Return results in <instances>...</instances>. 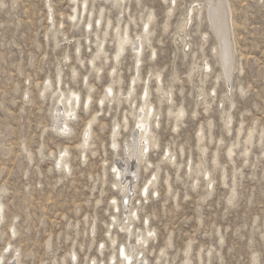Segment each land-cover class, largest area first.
Instances as JSON below:
<instances>
[{"label": "rangeland", "instance_id": "obj_1", "mask_svg": "<svg viewBox=\"0 0 264 264\" xmlns=\"http://www.w3.org/2000/svg\"><path fill=\"white\" fill-rule=\"evenodd\" d=\"M86 1L84 12V0H0V264L17 257L20 264H131L120 254L131 243L146 256L143 264H264V0H228L237 53L228 82L206 10L180 27L207 0ZM151 12L142 80L131 91L137 44L128 46L114 75L105 53L96 60L100 73L90 59L109 19L105 49L114 59L116 26L123 33L129 25L138 42ZM112 81L118 99L100 105ZM147 87L160 113L153 125L158 145L149 162L137 161L136 187L125 203L113 165L126 157L137 121L132 112L140 111ZM72 90L82 101L68 135L57 128L55 109ZM89 91L92 103L84 109ZM94 116L83 152L79 143ZM155 171L156 185L141 197ZM131 211L134 234L127 237L122 225ZM148 227L154 230L139 246L137 234Z\"/></svg>", "mask_w": 264, "mask_h": 264}, {"label": "bare ground", "instance_id": "obj_2", "mask_svg": "<svg viewBox=\"0 0 264 264\" xmlns=\"http://www.w3.org/2000/svg\"><path fill=\"white\" fill-rule=\"evenodd\" d=\"M109 1L119 2L120 5H123V3L127 2L128 0H109ZM83 4L85 5L84 6V12H86L87 1L84 0ZM201 6L202 7H199V8L194 7V8H192V10L188 11L185 18L183 20L181 19L183 22L181 23L180 27L187 26L190 23V21L193 20V18H195L194 15L199 20H201L202 14L204 13V9L206 10L207 17L209 19V23L211 26L210 29H212V32L216 36V40H217V44H215L216 46H214V47H215V52L219 55L220 62L222 65L221 75H223L225 80L228 82L231 80L233 71L236 69V61H237L236 55H235L237 53H235V45H234L235 40H232V36L234 35V29H235L234 28L235 27V21H234V17L232 14V12L234 10L231 11L232 5H230L228 0H207ZM174 8L175 7L173 5L170 6V9L168 11V16L172 15ZM103 14H104V12L101 10V16H100L101 18H103ZM76 17H77L76 14L71 15L72 20H76ZM154 17H155L154 13L151 12L147 21L144 24V27L142 29V33L139 35V41L138 42L134 41L133 38L131 37L130 32H129V29H130L129 25H127L125 27L123 33H121V30H120L121 27L119 25L116 26L117 46H116V50L114 52V59L113 58L110 59V57L108 55H106V49H105L106 37L108 34L107 31L109 28H111L110 26L112 23V21L109 19L106 23L107 30L104 32V36H103V39L101 41V45H100L99 49L97 50V53L90 59L91 65H93V67L96 68L97 67L96 66V60L100 57V54L105 53V59L107 61L113 62V69L110 71V74L114 75L116 73L115 71L117 69V66L119 65V61H120L121 57L123 56V54L126 52L128 46L137 44L135 47H133L136 62H135V66H134L135 73L132 77L131 85H130V90L135 91L136 87H137L136 84H138L139 81L142 80V76L140 73V67L143 63L144 43L146 42V40H149V35L152 33L150 26H151V20ZM99 22H100V20H99ZM86 25L92 26V21L89 20ZM165 26H167V23ZM209 35H210V33H209ZM234 38H235V36H234ZM207 40H208V38H207ZM236 43H237V38H236ZM78 50H80V46L77 47V51ZM156 54H157L156 50L153 49L152 55H156ZM237 57H238V55H237ZM238 65H239V63H238ZM208 66L209 67L207 68V70L209 68H211L210 64H208ZM97 71H98V73H100L102 71V67L98 66ZM74 72H76L75 69H74ZM136 73H137V75H136ZM60 78H61V75H60ZM157 79L160 82L158 89H159V91L163 92L164 88H163L161 73H158ZM114 83L115 82L112 81L107 86V90L105 91L104 95L100 98V101H99L100 105H104L105 102L111 103V102H114L113 100L118 99V97H116V95H115V89L113 86ZM50 85H51L50 83H47L43 88V92H46V90L50 87ZM92 87L93 86H91L90 89ZM90 91L87 94L85 100H83L84 101L83 102V108L84 109H88L91 106L92 95H91ZM202 92L204 93L203 90H202ZM166 93L168 96L172 95V93L170 91H167ZM150 94H151L150 88L147 87L141 96V103L139 105L140 111L135 112L133 110V112H132V114H135V116L137 117V121H136V125L132 131V132H134V134L132 135V140L129 141V143L126 145L127 148H126L125 159L122 162L117 160L115 162V164L113 165V169L115 171V176L117 178L114 182V185H116L118 187V189L126 197L125 203L129 202L132 199V196H133L132 192L134 191V189L136 187L135 180H136V177L138 176L137 161L147 160L152 149L157 148V145H158V143L155 139V132H154L155 130L153 129V125H155V123L159 124V114L160 113L157 110V108L155 107V105H153L151 103V101L149 99H147ZM143 95H144V97H143ZM63 96H64V98L61 100L62 107H56V109H55V121L58 124V125L56 124V126H58L57 128L61 129L64 133L69 135L70 133L73 132V128H72L70 121L73 120L74 116H76V110H77V107L80 105L82 98H81V94L77 91H74V90L70 91L68 94L63 93ZM185 112H186L185 108H183V107L178 108L177 115L180 117ZM170 113L171 114L174 113L173 109H170ZM128 118H129L128 116H125V126L126 127H128V125H129V119ZM97 119H96V117L92 118L88 122L87 126L84 129L82 140L79 143V147L82 149L83 152H85L87 150V148L90 146V140L92 139L91 131L93 130L92 129L93 121H95ZM92 133H93V131H92ZM119 135H120V130H118V128L116 126L114 129V132H113V137H114L113 147H114L115 152L117 151V148L119 145V142H118L119 139L117 138V136H119ZM201 138L202 137H200V139ZM65 151H66V152H64L65 155L62 157L60 156V158L58 159L59 160L58 164L62 165L63 168L69 164V161L67 160L68 151L67 150H65ZM232 151L233 150L231 149V152ZM167 158L172 160V159H175L176 157L174 156V154H169L167 156ZM124 161L126 162V164L124 163ZM147 161L149 162L150 160H147ZM69 167H70V165H69ZM104 171H105L104 174L106 175V170H104ZM157 179H158V171H155L154 172V178L150 177L149 184L142 187V189L140 191L141 197L145 196V198H148L150 187H153L156 185ZM211 181L212 180L210 179L208 181V184ZM168 185L170 187V183ZM153 191H157L156 187L153 188ZM114 207L117 209L120 208V204L118 203V199L116 197H114ZM3 209H4V204L1 203L0 204V212L1 213H2ZM133 209H136V208H133ZM133 214H134V212L131 211V213L129 215H127V218H126V219H128V221L125 222V219L123 221L124 225H122V227H123V229L126 230V234H127L126 236L127 237L132 236L134 234ZM114 217H115V221L117 222L118 216L115 215ZM147 223H148V221H147ZM153 230H154L153 228L148 227V229L145 232H141V233L137 234V239L139 240V244H138L139 246H142V244H145L148 242L149 235L153 232ZM109 231H111V230H109ZM111 240L113 242H115L116 238L112 235ZM138 250L139 249L137 248V245L134 243H131L130 246L126 247V249L124 251V257L123 258H126L125 256H127V257L132 256L133 258H132L131 264H143L144 261L146 260V256H144V255H143L144 257L139 256L142 251L141 250L138 251ZM2 258H3V255L1 256L0 259H2ZM15 264H20L19 257H17ZM93 264H96V263L94 262Z\"/></svg>", "mask_w": 264, "mask_h": 264}, {"label": "water", "instance_id": "obj_3", "mask_svg": "<svg viewBox=\"0 0 264 264\" xmlns=\"http://www.w3.org/2000/svg\"><path fill=\"white\" fill-rule=\"evenodd\" d=\"M124 251H125V247L124 246H121V249H120V254H123L124 253ZM139 256H143L142 254H140ZM126 257V259L129 261V262H131L132 260H131V257L130 256H125Z\"/></svg>", "mask_w": 264, "mask_h": 264}]
</instances>
